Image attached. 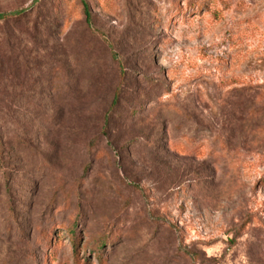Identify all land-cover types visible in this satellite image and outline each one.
<instances>
[{
    "label": "rangeland",
    "instance_id": "374dc122",
    "mask_svg": "<svg viewBox=\"0 0 264 264\" xmlns=\"http://www.w3.org/2000/svg\"><path fill=\"white\" fill-rule=\"evenodd\" d=\"M85 2L0 0V264H264V0Z\"/></svg>",
    "mask_w": 264,
    "mask_h": 264
},
{
    "label": "trees",
    "instance_id": "16d2710c",
    "mask_svg": "<svg viewBox=\"0 0 264 264\" xmlns=\"http://www.w3.org/2000/svg\"><path fill=\"white\" fill-rule=\"evenodd\" d=\"M80 3L83 7V11L86 13L87 12V4L85 2V0H80ZM19 12H13L9 15H2L0 14V19H3V18H10V17H16L18 16ZM121 93H117L114 100H113V103L111 105V108H115L117 105H119V99L120 97H118ZM123 97V96H122ZM0 151H1V147H0ZM68 233L70 235V237L73 239V241H75L76 243V239H77V234L74 230V228H70L68 230ZM107 242V239L104 237V236H100L99 238H96L92 244H90L88 246V248L90 250H92L95 254V256L98 258L99 261H102L103 260V246L105 245V243Z\"/></svg>",
    "mask_w": 264,
    "mask_h": 264
}]
</instances>
